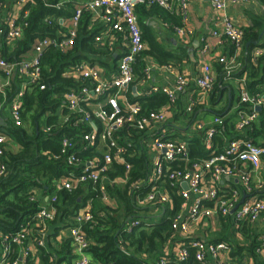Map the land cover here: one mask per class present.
Returning <instances> with one entry per match:
<instances>
[{
	"label": "built area",
	"instance_id": "obj_1",
	"mask_svg": "<svg viewBox=\"0 0 264 264\" xmlns=\"http://www.w3.org/2000/svg\"><path fill=\"white\" fill-rule=\"evenodd\" d=\"M32 1L16 0L20 15L18 18H10L6 25L0 28V44L3 39L7 43L15 44L23 36V29L27 25L25 21L29 16V10H25V7ZM191 1L86 0L77 3L66 36L37 40L31 55L22 59L10 60L0 53V73L5 77L0 92L5 95L6 88L16 77L23 81L21 89L9 105L6 117L1 114L3 103H0L1 180L9 172L6 156L14 141L6 131L8 119L16 126H23V98L27 89L44 90L47 87L42 69L45 48L52 45L62 52L72 49L76 44L82 15L86 11L92 14V23L98 21L103 27L95 36L96 46L107 52L102 55L103 57L109 58L111 54H115L112 50L115 40H121L126 47L125 51L117 55V73L112 77L104 76L100 63L94 60L74 64L64 73V76L74 81V86L63 95V105L57 112L59 121L42 126V130L49 134L67 122L74 126L86 123L90 125L91 130L83 133L79 141L73 137H64L59 151L44 152L55 160L66 161L74 168L52 181L50 194L47 195L39 189L32 191L30 198L32 201L40 202V207L19 230L0 232V264L37 263L38 250L47 246L50 225L57 218L56 204L60 191L71 192L79 187L92 185L99 193L100 199L109 206L110 200L113 199L109 187L125 184H128L129 193H135L137 205L153 206L156 207V211L164 205H169L171 210L174 209L172 191L182 198L181 206L171 216V235L164 255L152 264H254L255 257H258L259 264H264V234L253 238L257 241L255 257H251L247 263L233 261L232 242H213L195 235V231L202 224L205 225L206 221L212 219L231 218L233 228L237 231L259 220L264 221V180L255 183L253 181V177L262 166L264 146L255 144L251 139H232L221 152L213 151L207 158H194L187 141L180 137H168L165 130L164 125L174 114L173 107L191 84L199 89L200 95L189 99L186 111L192 113L198 104L204 103L205 97L214 89L216 81L212 65L204 62L196 75L179 73L169 85H151L143 90L140 96L156 92H163L168 96L169 103L158 109L144 110L139 101H131L126 97L130 88L136 85L137 59L147 49L136 7L141 4H158L171 11L176 7L177 14L184 22ZM247 1L211 0L212 8L219 15L212 34L218 39V43L229 41L232 45L229 55L216 56V61L224 64L227 77L243 67L245 46L244 27L230 17L228 9L230 5ZM56 6L60 7L59 4ZM19 19L22 21L19 22ZM61 20L63 22V19ZM174 30L182 37L193 34L192 30L184 26L176 25ZM211 49L212 46L205 42L200 52L206 57ZM262 57L264 46L255 47L252 51V60L257 62ZM144 73L145 77L137 83L145 84L151 78V68L147 64ZM236 80L239 105L246 106L238 110L236 127L239 131H244L259 119L260 111L257 107L264 111V86L258 91L251 92L247 88L245 75ZM86 105L93 107L87 109ZM63 108L67 111L64 112ZM221 123L222 118L218 116L214 121L194 122L193 131L204 135L203 141L207 149H213L214 137ZM140 133L146 134L140 140L141 151L136 148L134 142ZM148 133H151L149 139ZM143 151L149 157L148 173L146 177L131 181V172L135 167L131 157ZM81 153H86V157H82ZM116 164L124 167V174L111 177L109 171ZM226 179H236L238 184L222 188V183ZM144 183L150 185V188L145 194H140L138 191ZM184 183L187 184V188L183 186ZM244 196L246 198L241 202ZM93 203L94 199H90L86 206L77 212L73 218L74 223L69 227L74 255L72 264H90L93 261L92 255L88 252L91 242L85 232V226L95 218ZM138 224V219L130 220L127 222L126 230L131 231ZM120 246L124 247L122 241ZM191 257L193 262L190 261Z\"/></svg>",
	"mask_w": 264,
	"mask_h": 264
},
{
	"label": "trees",
	"instance_id": "obj_2",
	"mask_svg": "<svg viewBox=\"0 0 264 264\" xmlns=\"http://www.w3.org/2000/svg\"><path fill=\"white\" fill-rule=\"evenodd\" d=\"M81 0H33L26 7L29 16L23 29V36L16 41L11 52H5V57L14 60L27 57L37 40L44 38H59L66 36L68 30L60 23V19L71 18L77 3ZM60 5L57 7L56 5ZM136 13L141 21L140 27L148 48L138 57L135 65L137 81L145 77L146 67L145 57L152 56L161 65H171L179 63L187 56V52L178 48L168 50L163 43L156 39V36L148 29L143 22L146 16L158 15L164 22L169 24L174 30V26L181 25L182 18L175 11L168 10L158 4H141L136 7ZM92 14L86 11L82 15L79 25L78 36L75 46L67 52H62L52 45L45 48L42 58L43 78L46 89L28 88L23 98V119L31 124L29 130L25 126H16L10 119L6 126V131L13 137L15 144L19 145L17 150H9L6 156L8 174L0 180V232H15L21 228L24 222L30 219L39 209L40 202L32 201L30 195L34 189H39L45 194L52 192V181L71 171L74 167L64 160H55L45 155V151H59L64 137H73L80 140L82 134L91 130L90 125L81 123L74 126L65 123L61 127H56L49 134L42 130V126L54 124L59 121L58 110L63 105L64 93L74 86L71 78L64 76V73L74 64L81 62L90 56H98V60L103 66L107 61L100 57L107 53L99 49L95 43V36L103 28L101 24L91 25ZM22 19H19V22ZM90 25L92 27H90ZM264 29V17L254 18L252 25L244 27V58L243 67L237 72L227 77L224 64L217 62L218 77L216 78L214 89L207 95L206 103L198 104L192 113H188L186 108L180 109V98L173 107L174 118L186 120L183 127L189 129L198 119V112L212 114L213 117H221L222 123L218 125V131L214 137V147L207 149L204 144V135L196 131H189L186 135L177 137L187 141L191 155L194 158L210 157L212 152H221L232 139H251L255 144L264 146V111H260V117L253 125L244 131H239L236 127L238 120V110L246 107L241 104L237 110L233 111L236 103L240 101L239 89L234 84L236 78L247 74V88L251 92L260 90L264 86V57L257 62L252 60V51L257 46H264V36L258 44L261 31ZM252 41L248 48L246 43ZM92 53L93 55H90ZM99 54V55H97ZM114 60L115 66L118 64V57L109 56ZM22 79L16 77L6 88L5 95L0 92V103H3L2 116L9 107L15 94L21 89ZM181 97V96H180ZM239 97V98H238ZM139 101L144 110L158 109L169 103L168 96L163 92H156L151 95H142L135 99ZM207 108V109H205ZM64 112L67 111L63 108ZM180 112V115L175 114ZM172 121V122H173ZM170 122V123H172ZM74 126V127H73ZM183 126V125H182ZM178 127L177 129H181ZM146 134H138L134 139L136 148L141 151L140 140ZM172 137H175L172 135ZM86 157V153H81ZM135 167L131 172V181L146 177L149 170V157L146 152L139 153L131 157ZM124 174L122 165H113L109 171L111 177ZM169 186V184H167ZM150 185L144 183L138 191L145 194ZM171 189V187L169 186ZM111 196L118 202L117 208L103 206L93 208L95 218L85 226V232L91 244L88 252L92 255L93 261L90 264H152L164 255L166 244L171 235V216L179 209L182 198L172 191L174 209L169 205L161 206L158 211L153 206H139L135 201V193H129L128 184L115 185L109 187ZM99 193L92 185L79 187L74 191L63 190L58 193L57 208L58 214L53 222L55 229L54 236L59 229L71 226L74 223V216L86 206L90 199L100 198ZM103 213L102 215L100 213ZM138 219L139 224L131 231L126 230L127 222ZM223 233L221 237H216L214 241H233L231 238V218H221ZM52 228V229H53ZM120 241L124 247L120 246ZM257 241L253 240L247 246V250L255 254ZM239 243L233 252L234 256L242 257L244 250ZM40 263L38 264H60L67 260L71 264L74 257L71 247V239L65 240L60 247L53 242H48L46 247L38 250ZM193 262V257L190 259Z\"/></svg>",
	"mask_w": 264,
	"mask_h": 264
},
{
	"label": "crops",
	"instance_id": "obj_3",
	"mask_svg": "<svg viewBox=\"0 0 264 264\" xmlns=\"http://www.w3.org/2000/svg\"><path fill=\"white\" fill-rule=\"evenodd\" d=\"M2 1V6L0 7V28L5 26L7 21L10 18H18L20 15V10L16 4V0H1ZM86 1V0H81V2ZM176 1V0H175ZM80 2V1H79ZM176 5V3H175ZM174 11L177 13V8L175 7ZM228 14L230 17L237 23L242 25L243 27H248L252 25L253 19L254 18H262L264 17V0H248L247 2L244 3H239V4H234L230 5L228 9ZM218 14L216 11L212 8L211 5V0H192L188 13H187V19L182 23L181 25L178 26H184L190 30L193 31V34L191 36L187 37H182L178 33H176L175 30L170 28V26L164 22V20L158 16V15H152V16H146L143 18V22L147 24L148 29L156 36V39L163 43L166 49L168 50H177L178 48H182L187 52V56L183 57V60L180 61L179 63H171V65H166L168 67H162L165 65H161L156 61V59L152 56H146L145 57V62L147 66L151 68V78L145 83H136V85H133L130 90L126 93V97L128 100L135 101L138 97H140L141 92L145 90L146 88H149L151 85H169L173 82L175 76L179 73H184L186 75H196L198 69L202 66L204 62H208L212 65L214 75L216 78L218 77V72H217V62L216 61V56L219 54L222 55H229L230 51L232 49V45L229 41H223L222 43H218V39L213 36L212 32L216 28V21L218 20ZM93 18V17H92ZM91 18V21H92ZM141 21L139 20V23ZM60 23L64 28H67V30L70 28V18L67 19H60ZM101 24L100 22H96ZM96 23H92L91 25H94ZM90 25V27H92ZM142 28V27H141ZM103 29V28H102ZM101 29V30H102ZM64 37V36H63ZM207 42L212 46L211 51L208 53L206 57H203L200 49L202 45ZM96 43V42H95ZM1 47H0V53L2 56L5 57V52L6 50L11 52V50L14 48V44L7 43L4 39L1 42ZM147 48L149 44L146 42ZM99 49L104 50L102 47H98ZM114 57H117L118 53H122L123 50H126L125 44L121 40H115L114 42V47L112 48ZM31 51L27 55L30 56ZM90 55H93L90 53ZM98 55V54H97ZM103 57V56H100ZM98 56H90L87 59H84L82 61H97ZM107 62V65H102L100 63L101 67V72L104 76L106 77H112L117 73V68L118 64L115 66L114 60H112L110 57L106 58L103 57ZM118 60V58H117ZM246 77L248 76L247 74H244ZM5 83V77L0 73V87H2ZM234 84L238 87L237 80L234 81ZM135 86L137 89L135 90ZM139 93V94H138ZM199 89L194 84H191L184 93L181 94L180 97V109L179 111L182 110L181 107L186 108L189 99L192 98L193 96H199ZM239 98V97H238ZM207 97H205L204 103H206ZM93 105L87 106L86 108H92ZM239 102L236 103V105L233 108V111L237 110L239 108ZM3 108V106H2ZM9 107H6L4 112L6 115H8V109ZM207 109V108H205ZM262 111V110H259ZM1 114H2V109H1ZM175 114L180 115V112H175ZM198 119L197 120H202L205 122L209 121H214L215 118L213 117L212 114H207L205 111L204 112H198ZM170 118V121L166 123L165 130L167 131V136L172 137L174 135L175 137L172 138H177V133H180V137L182 135H186L189 131H193V125L185 130L183 127L186 124V120L183 119H178L173 121V117ZM196 120V121H197ZM173 121V122H172ZM236 120V125H237ZM172 122V123H170ZM183 125V126H182ZM178 127H182L180 129H177ZM151 133L147 134L148 139L150 138ZM178 136V137H179ZM153 155V152L151 153ZM258 180H264V154L262 156V166L261 169L256 173V175L253 177L254 183L257 182ZM238 184L236 179H226L222 183V188H227L228 185L230 184ZM87 187V186H85ZM113 197V196H112ZM93 199V198H92ZM107 206L102 199L96 198L94 199L93 203V208H101L103 206ZM109 206L112 208H117L118 207V202L115 197L110 200ZM221 219V218H220ZM220 219H212L209 221H206L205 225L202 224L198 230L195 231V235L197 237H202L204 239H207L209 241H214L216 237H221L223 233V225L221 223ZM56 227V228H55ZM53 228V223L50 225V233L48 236V242H53L57 245V247H60L61 244L67 240L71 239L70 238V233H69V226L59 229L58 233L56 236H54L55 229L58 228V226H54ZM231 232V241L233 243V248H232V256H233V261H241V263H247L250 261L251 257H255V254L249 252L247 250V246H249L253 238L264 234V221H257L253 225H248L247 227H243L239 231L234 229L231 226L230 229ZM47 242V245H48ZM220 242V241H219ZM236 243H239L241 247H244L245 249L241 252L242 257L239 256H234L233 252L236 248ZM35 249V248H34ZM36 250H34V253ZM260 259H263L260 257ZM74 257L72 259L71 264L73 263ZM36 264L40 263V258L36 259ZM259 259L258 257H255V263L254 264H259ZM60 264H69L67 260H63ZM249 264V263H247ZM253 264V263H251Z\"/></svg>",
	"mask_w": 264,
	"mask_h": 264
},
{
	"label": "water",
	"instance_id": "obj_4",
	"mask_svg": "<svg viewBox=\"0 0 264 264\" xmlns=\"http://www.w3.org/2000/svg\"><path fill=\"white\" fill-rule=\"evenodd\" d=\"M263 36H264V29L261 31L258 40L254 41V43H255V44H258V43L260 42V40H262ZM251 42H252V41H249V42L246 43V48H248V46H249V44H250ZM115 56H116V54H115ZM257 109H258V110H261V107H257ZM183 186H184L185 188H187V184H186V183H184ZM245 198H246V197L244 196L241 202H243Z\"/></svg>",
	"mask_w": 264,
	"mask_h": 264
},
{
	"label": "rangeland",
	"instance_id": "obj_5",
	"mask_svg": "<svg viewBox=\"0 0 264 264\" xmlns=\"http://www.w3.org/2000/svg\"><path fill=\"white\" fill-rule=\"evenodd\" d=\"M23 126L27 127L29 130L31 129V124H30L28 121H27V122L24 121ZM15 143H16V142L13 141V143H12V147H11L10 150H17V149H19V145L15 144Z\"/></svg>",
	"mask_w": 264,
	"mask_h": 264
}]
</instances>
